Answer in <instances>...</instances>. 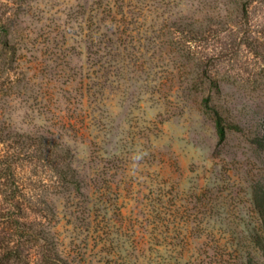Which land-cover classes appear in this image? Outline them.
I'll use <instances>...</instances> for the list:
<instances>
[{
	"label": "rangeland",
	"instance_id": "1",
	"mask_svg": "<svg viewBox=\"0 0 264 264\" xmlns=\"http://www.w3.org/2000/svg\"><path fill=\"white\" fill-rule=\"evenodd\" d=\"M0 119L66 264H264V0H0Z\"/></svg>",
	"mask_w": 264,
	"mask_h": 264
},
{
	"label": "trees",
	"instance_id": "2",
	"mask_svg": "<svg viewBox=\"0 0 264 264\" xmlns=\"http://www.w3.org/2000/svg\"><path fill=\"white\" fill-rule=\"evenodd\" d=\"M242 9L246 14L245 3ZM213 112L218 134L224 139L227 130L224 118L216 109ZM47 136L45 133L31 136L15 132L0 119V264H32L39 260L44 264H66L57 248L58 239L45 227L41 209L36 207L35 190L28 186L20 171L23 166L40 159L43 151L51 153L48 149L53 147L55 158L51 160L60 161V166L53 170L59 181H66L64 168L70 167L66 162L70 159L68 151ZM253 143L264 150V133L256 136ZM68 183L76 181L72 179ZM253 201L264 230V194L255 191ZM255 243L264 257V235L256 234Z\"/></svg>",
	"mask_w": 264,
	"mask_h": 264
}]
</instances>
